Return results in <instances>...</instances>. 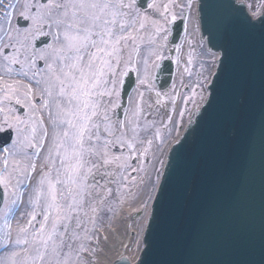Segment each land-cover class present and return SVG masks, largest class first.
<instances>
[{"label": "snow or ice", "instance_id": "6c2138e0", "mask_svg": "<svg viewBox=\"0 0 264 264\" xmlns=\"http://www.w3.org/2000/svg\"><path fill=\"white\" fill-rule=\"evenodd\" d=\"M244 7L240 5L236 10ZM246 7L251 10V18L243 16L241 22L253 32L259 29V35L264 38V0L250 2ZM192 8L193 0L184 3L181 0H0V72L3 73L0 133L5 134L8 145L0 147V189L5 205L0 211L3 217L0 239L5 250L12 245L22 246L0 259V264H96L98 248L89 244L98 243L100 238L88 234L80 213L88 216L91 212L89 222L94 224L106 196L88 192L90 181L92 188H100L110 196L112 189L95 178L112 175L108 167L121 161L120 156L111 154L112 148L126 146L135 154L133 158L139 159L147 157L154 139L161 145L164 143L159 128L154 139H138L141 130L147 132L155 124L146 120L143 125L140 123L145 108L153 107L144 98L145 91L155 90L153 78L148 74V58L140 61L144 76L137 81L138 99L132 101L130 109H124V120H113L117 109L122 107L125 78L130 72H137L139 77L138 61L134 57L140 56L145 41L150 46L149 56L163 59L160 49L167 46L171 26L178 19L186 22ZM215 38L218 48V52L212 53L218 57L212 61L215 71L205 75L202 65L195 83L188 86L190 93L183 97L184 107L175 126L177 132L183 126L189 103L195 106L199 120L194 122L189 115V126H195L182 142L176 141V154L184 152L191 138L205 132L213 148L236 142L240 126L255 107L257 85L246 56L249 40L236 49L231 19L219 26ZM176 62L179 64V60ZM192 63L190 52L187 64ZM153 67L158 68L159 64ZM184 72L192 75L188 67ZM17 77L43 85L39 107L32 84ZM160 95L156 91L157 106L161 104ZM259 103L264 110V60L259 75ZM171 104L175 112L176 95L171 96ZM18 109L24 112L20 114ZM41 110H48L51 144L29 196L31 211L26 213L27 223L17 225L13 238L10 210L22 202L31 186L38 168L37 159L49 139L43 116L37 115ZM172 123V115H168L162 127L169 129ZM145 142L147 147L137 153L136 143ZM158 164L164 167L163 160ZM120 167L131 165L125 160ZM160 175L157 169V182ZM171 175L170 166L163 184L157 183L149 190L148 199H153L152 191H158L155 208L149 209L146 200L143 208L138 209L139 213L148 215L140 228L148 236L143 240L138 264H167L153 259L152 235L165 208ZM123 179L127 181L129 177ZM38 216L42 220L37 222ZM107 239L105 235V243ZM113 250L118 251V247L113 246ZM115 264H127V260L121 257Z\"/></svg>", "mask_w": 264, "mask_h": 264}, {"label": "water", "instance_id": "95a60500", "mask_svg": "<svg viewBox=\"0 0 264 264\" xmlns=\"http://www.w3.org/2000/svg\"><path fill=\"white\" fill-rule=\"evenodd\" d=\"M197 3L200 37L206 41L208 50L218 52L215 33L226 19L233 21L237 50L249 40L246 56L256 80V104L240 126L236 142L213 148L205 132L191 138L182 154L175 153L176 143L169 149L159 184H163L170 166L172 175L165 208L152 235L153 259L167 264H264V110L259 103L264 38L259 29L253 32L241 22L243 16L249 17L245 7L236 10L242 3L236 0ZM171 27L168 43L174 46L181 39L183 21L178 20ZM172 69L171 61H161L153 80L158 90L169 87ZM133 81L131 75L125 78L123 105L133 89ZM191 119L199 120V113L192 114ZM194 126L187 124L181 142ZM5 140V134H0V147L7 145ZM155 197L150 209L155 208ZM2 200L0 189V206ZM147 236L144 232L142 244ZM142 253L143 248L135 264L142 259ZM127 264L131 263L127 260Z\"/></svg>", "mask_w": 264, "mask_h": 264}, {"label": "rangeland", "instance_id": "374dc122", "mask_svg": "<svg viewBox=\"0 0 264 264\" xmlns=\"http://www.w3.org/2000/svg\"><path fill=\"white\" fill-rule=\"evenodd\" d=\"M182 3L186 2V0H181ZM179 11V10H177ZM189 41L191 43H189ZM163 43V42H161ZM179 47V52H177V48ZM204 42L200 41L199 38V28L197 22V15H196V1L193 0V8L189 14V18L186 21V29L184 35L177 47L174 50V55L172 57L175 63V73L172 85L170 88L164 92H160V100L161 104L156 105V89L153 91H145L144 98L147 102L153 105L152 108H145V117L141 119L140 123L143 125L145 120L149 123L155 121L153 127H151L147 132L141 130L139 132L138 139L145 140L146 139H154L155 131L157 128L160 129L161 136L164 138L163 145L160 144L159 140L154 139V143L152 145L151 150L149 151L147 157L141 156L139 159L133 158L135 155L134 153H130L129 149L125 146L121 148L119 145L115 146L111 149V154L115 156H120L121 161L118 163L111 164L107 171L110 172L112 175L104 176L101 179L100 175H97L95 180L107 187L112 189L111 195H107L103 193L100 188H92L91 181L90 186L88 187L87 191L95 195L96 193H100L106 196L105 202L103 205L100 206V211L98 212L95 223L89 222V216H91V212H89L88 216H85L83 212L80 213L81 219L83 221L84 227L89 229V235L95 236V232L102 229V228H113L119 229V231L127 237L128 239L134 238L137 234H141L139 223L143 217H137L133 219V215L139 213L138 209L143 208L144 201L147 200L148 206L150 204L151 199L149 197V190L153 187V185L157 184L156 173L157 169L161 173V169L158 161L163 160L167 149L170 145L175 142L177 136L182 131L184 126L187 123L188 117L191 113V110H195V106L192 103L187 105L188 112L185 114L183 118V126L180 127L179 131L176 130V124L179 121L178 113L184 107L183 105V97L186 94L190 93L189 85L195 83L198 74L201 72L203 65L205 72L204 74L207 75L209 71H213L214 67H212L213 59L217 57H213L212 53L209 51H205ZM168 46L163 47L160 49V53L163 56V59L168 56ZM192 53L193 63L192 65L187 64L188 54ZM142 55L145 58L149 59L148 65V74L153 78V73L155 67L153 64H157L160 60H157L155 57L149 56V51L143 49ZM144 58L141 59V61ZM179 60V64L176 62ZM42 63V62H41ZM18 67V66H15ZM188 67L192 73L189 76L187 73L184 72V68ZM139 70V77L136 72V80L138 78H142L144 76V65L142 62L138 65ZM3 73L0 72V75ZM17 79H24L25 83H31L32 87L36 93L34 99L37 103L38 107L42 103L40 96L41 92L40 89L43 85H36L33 81L27 80V78L17 77ZM137 88V84H136ZM136 88L133 91L130 99L128 109L132 107V101L137 100V93ZM176 95V104H175V112L172 111L173 105L171 104V96ZM45 98H47L45 96ZM39 100L40 102H38ZM24 110V109H23ZM52 111H55V108H52ZM150 113V114H149ZM111 114V113H110ZM37 115H42L44 119V125L49 130V139L45 145L44 150L41 151L40 156L37 159L38 168L37 172L33 175L31 186L25 191L22 202L18 204V206H13L10 210L9 220L11 221L12 229H13V238H15L16 232L15 229L18 224L24 225L27 223V215L26 213L31 211V206L28 204L29 196L32 194V188L36 186V183L39 179L40 174V166L44 164L45 157L47 156V149L51 144V134L52 128L48 118V110H41L37 113ZM172 115L173 123L169 126L171 130V134H169V129H165L162 127L163 123L167 122V116ZM125 119V113L123 116V120ZM114 120V116H113ZM129 138L131 137V133H128ZM147 147L146 142L136 143L135 148L136 152H142L143 148ZM57 160V166H59V160L54 156ZM125 160L127 161L128 165L131 167H124L121 168L120 164L124 163ZM133 169H136L135 171ZM142 169V170H140ZM53 175L55 173L53 172ZM124 176H128L129 179L125 181L123 179ZM133 178H135L133 180ZM113 181L112 183H108V181ZM27 183V182H26ZM154 191H152L153 196ZM5 205L2 203L0 211L4 209ZM145 213V212H144ZM142 213V214H144ZM39 218L42 219V216L37 217V222L40 221ZM33 222L36 227H38V223ZM3 224V217L0 216V225ZM143 226V225H142ZM97 236V235H96ZM96 241H93L89 244V246H96ZM139 248L140 245L138 244ZM22 246H9L6 250L3 245L2 239H0V259L8 256L13 250H20ZM97 247V246H96ZM99 250L97 251L96 255L98 254ZM96 257V256H95ZM94 257V258H95Z\"/></svg>", "mask_w": 264, "mask_h": 264}, {"label": "bare ground", "instance_id": "6f19581e", "mask_svg": "<svg viewBox=\"0 0 264 264\" xmlns=\"http://www.w3.org/2000/svg\"><path fill=\"white\" fill-rule=\"evenodd\" d=\"M145 217L140 220L139 227L144 225ZM113 233L115 235H113ZM99 236V242L96 246L100 249L101 253L97 256L98 262L96 264H110V262L116 256H124L131 263H135L138 254L139 246L141 243V234H137L134 238L128 239L119 231V229L102 228L95 233ZM95 235V236H96ZM107 235V243L104 241V236ZM113 246L118 247L117 250H113Z\"/></svg>", "mask_w": 264, "mask_h": 264}, {"label": "flooded vegetation", "instance_id": "af4514ba", "mask_svg": "<svg viewBox=\"0 0 264 264\" xmlns=\"http://www.w3.org/2000/svg\"><path fill=\"white\" fill-rule=\"evenodd\" d=\"M129 51H131V49H129ZM137 57H134V59H136Z\"/></svg>", "mask_w": 264, "mask_h": 264}]
</instances>
